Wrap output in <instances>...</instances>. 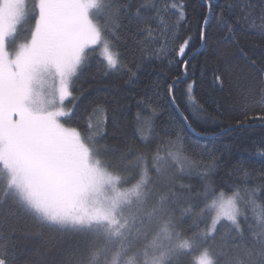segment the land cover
Wrapping results in <instances>:
<instances>
[{"label":"trees","instance_id":"16d2710c","mask_svg":"<svg viewBox=\"0 0 264 264\" xmlns=\"http://www.w3.org/2000/svg\"><path fill=\"white\" fill-rule=\"evenodd\" d=\"M37 14L35 0L18 39L30 37ZM93 18L118 65L87 49L63 120L95 140L124 182L141 179L154 196L115 231L125 206L67 221L9 188L0 193L2 263L120 264L171 217L193 247L175 240L167 264H195L203 247L217 264H264V0H98ZM172 143L187 167L164 166L161 155L155 169ZM221 193L235 196L238 222L209 232Z\"/></svg>","mask_w":264,"mask_h":264},{"label":"rangeland","instance_id":"374dc122","mask_svg":"<svg viewBox=\"0 0 264 264\" xmlns=\"http://www.w3.org/2000/svg\"><path fill=\"white\" fill-rule=\"evenodd\" d=\"M36 1L38 14L30 37L20 40L18 27L35 0H0V73L6 72L0 76V193L10 188L34 201L37 209L54 215L59 211L57 217L67 221L91 220L125 206L121 220L114 218L111 223L112 230L119 231L136 212L145 215L154 187L141 189V179L124 182L102 162L95 140L63 120L65 101L86 50L97 46L110 68L118 65L116 51L93 18L98 0ZM97 129L98 123L91 127L92 137L97 136ZM174 145L168 146L169 155H156L155 169L161 155L164 166L172 164L178 171L187 167ZM169 173L160 171L163 176ZM234 197L221 193L212 201L209 232L222 220L237 225ZM178 229L173 218L165 220L120 264H167L176 249L175 240L186 250L193 247ZM193 260L217 264L215 254L204 247L194 253Z\"/></svg>","mask_w":264,"mask_h":264},{"label":"flooded vegetation","instance_id":"af4514ba","mask_svg":"<svg viewBox=\"0 0 264 264\" xmlns=\"http://www.w3.org/2000/svg\"><path fill=\"white\" fill-rule=\"evenodd\" d=\"M2 71H3V70H2ZM5 73H6V72H5ZM5 73H3V72H2V73H0V76H1V75H3V74H5ZM68 156H69V155H68ZM70 160H71V159H70Z\"/></svg>","mask_w":264,"mask_h":264}]
</instances>
